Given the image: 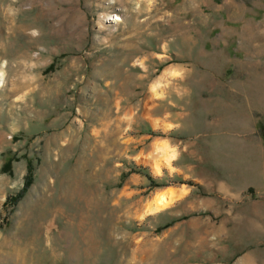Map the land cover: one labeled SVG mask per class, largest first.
Listing matches in <instances>:
<instances>
[{"label": "rangeland", "instance_id": "374dc122", "mask_svg": "<svg viewBox=\"0 0 264 264\" xmlns=\"http://www.w3.org/2000/svg\"><path fill=\"white\" fill-rule=\"evenodd\" d=\"M0 264H264V0H0Z\"/></svg>", "mask_w": 264, "mask_h": 264}, {"label": "bare ground", "instance_id": "6f19581e", "mask_svg": "<svg viewBox=\"0 0 264 264\" xmlns=\"http://www.w3.org/2000/svg\"><path fill=\"white\" fill-rule=\"evenodd\" d=\"M119 13H115V18L109 19L110 21L114 22L117 20H120V17H118ZM155 88V86H154ZM155 95H159L158 86L157 90L155 88ZM156 127H161L162 125L158 122H155ZM165 141V140H164ZM163 140H160L156 143V151L155 156H150L149 159H142V161L150 163L153 167V171L156 174H159L162 172L164 167H170L172 160L176 156V152L174 148H171L166 144ZM188 192L187 188L185 186L181 187H168L166 189H162L156 193V196L152 201H150L148 204H146L144 210L142 211V214H140L142 217L166 209L173 203H175L177 200L183 198L186 193Z\"/></svg>", "mask_w": 264, "mask_h": 264}, {"label": "trees", "instance_id": "16d2710c", "mask_svg": "<svg viewBox=\"0 0 264 264\" xmlns=\"http://www.w3.org/2000/svg\"><path fill=\"white\" fill-rule=\"evenodd\" d=\"M10 166H11V162H8L7 165L4 167V169L6 170V168L10 167ZM31 166H32V164H31ZM134 171L141 172L140 169H134ZM32 179H33L32 172H30L28 174V177H27V180H26V187L32 182ZM150 181H151L152 185H155V186L161 185V184H158L157 181H155V179L152 178V177H150Z\"/></svg>", "mask_w": 264, "mask_h": 264}]
</instances>
